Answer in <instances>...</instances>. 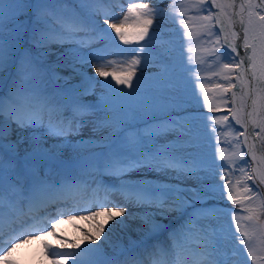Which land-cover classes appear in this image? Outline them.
I'll return each instance as SVG.
<instances>
[{
	"label": "snow or ice",
	"instance_id": "6c2138e0",
	"mask_svg": "<svg viewBox=\"0 0 264 264\" xmlns=\"http://www.w3.org/2000/svg\"><path fill=\"white\" fill-rule=\"evenodd\" d=\"M70 0H0V262L2 264H17L13 253L31 239L32 235L60 237L61 247L67 244L70 237L60 236L59 226L64 222L77 220L76 215L69 213L81 212V220L95 221L96 231L88 232L83 240H72L71 247L79 252H61L56 246L44 241L45 255L51 258V264H101L93 257L85 259L84 254L98 253L101 246L96 244L104 233L109 221L122 216L126 209L109 210L106 205L114 203L109 197L115 194L122 196L127 203L147 205L160 209L164 216L171 211H182L190 206L184 193H194L193 199L199 200L200 194L196 189H185L179 186L159 184L129 183L122 179L125 173L147 168L150 171H175L177 175L190 177L201 169L202 161H189L167 146H157L156 139L160 129L179 131L187 135L188 124L181 120H169L164 125L152 126L149 119L155 107L152 101L155 93L176 90L179 79L176 74L175 47L170 46L160 52L155 59L158 61L154 92L146 99L135 102L105 100L102 115L92 121L96 129L108 132L105 137L109 143V151L100 156L89 157V162L73 167V162L61 160L58 153L45 147L44 139L32 140V151L21 160L17 139H10L13 125L17 129L43 128L46 134L53 137H67L78 133L83 126L84 118L95 115L93 109L99 105L85 103L76 99L71 103H61L55 96L49 94L44 75L40 73L34 57L26 54L20 61L16 77L4 91L3 72L6 65L14 62L16 55L23 48L25 34L31 28V40L39 49H47L52 43H74L78 48L90 47L105 34L118 37L125 45L136 44L135 55L127 62V70L123 72L106 71L103 66L96 67L99 77L111 76L117 84L126 85L132 92L137 91L140 80L133 85L137 66L149 63L152 54V39L140 45L149 36L153 25L152 15L168 13V8H150L147 3H131L127 13L120 23H110L105 19L106 28L101 30L97 16L107 18L114 15L105 7L113 0H71L80 5L81 13L67 8ZM163 2V0H159ZM176 0H169V5ZM189 10L196 13L195 17L185 19L183 11H173L170 15L173 22L180 28L183 40V52H190L189 45L195 40H209L212 47L204 51L220 59L216 55V44L230 50L228 52L232 63L223 64L227 73L236 72V83L229 74L223 76L226 83L215 84L219 94L231 92L236 110L230 112L233 123L240 126L236 132L237 143L232 144L233 151L229 156L217 155V161H225L218 165L225 169L221 174L224 181L222 188L226 190V200L240 205L229 215L234 224L231 233L246 249L247 259L240 249L235 246L229 254L223 247L227 234L222 228L213 227L206 223L209 218L215 219L216 209L202 208L188 215L179 228L169 233L167 242L157 241L143 250V254L133 253L120 260L117 257L105 258L102 264H262L264 262V200L259 199V186L255 181L264 184V0H183ZM33 20L29 21V13ZM71 12V15L65 13ZM21 17L25 19L21 20ZM198 20L193 24L192 20ZM132 21L131 30L129 21ZM239 31H236V27ZM8 28L6 33L5 29ZM193 29H196L194 31ZM214 38V40L212 39ZM239 41V43H237ZM243 50V54H241ZM43 54V53H42ZM99 58V57H97ZM190 61L191 57L187 56ZM113 64V61H109ZM198 71V70H197ZM218 75V74H215ZM62 79V77H56ZM197 87L202 90L205 106L211 111L218 110L210 101L205 84L199 82L201 77H194ZM110 83V82H108ZM239 85L238 91H233ZM124 93V89H113ZM132 92L127 96L131 97ZM242 93V95H241ZM251 99L250 111L248 99ZM175 99V97H173ZM238 102V103H237ZM147 117L148 119H145ZM209 126L217 136L216 152L223 153L219 148L217 125L227 124L228 115L209 117ZM136 121L142 122L140 127ZM242 138V139H241ZM251 138V139H250ZM8 141L5 143V141ZM229 143H231L229 141ZM241 144L245 151L241 152ZM7 153V158H6ZM245 156L250 159L246 160ZM51 161L47 165L39 164L40 160ZM79 159V156L76 158ZM236 161H243L244 167L239 168L242 174L235 184L226 178L229 168L235 169ZM55 162V166L53 163ZM252 165L251 172L246 166ZM117 177L119 183L111 184L104 177ZM248 181H253L252 185ZM255 189V190H254ZM91 193V197L83 201L78 198L83 193ZM104 194L103 199L99 198ZM259 200V203L256 201ZM95 208L96 210H93ZM243 211L247 212L245 219L250 230L241 229L239 219ZM156 213L146 212L142 217L146 226L155 234L160 225L155 222ZM239 233V235H237ZM7 237V243H3ZM257 240L260 241L257 245ZM135 243V242H133ZM11 244V247H8ZM84 245L82 248L81 246ZM123 252V248H121ZM119 256V253L117 254Z\"/></svg>",
	"mask_w": 264,
	"mask_h": 264
},
{
	"label": "rangeland",
	"instance_id": "374dc122",
	"mask_svg": "<svg viewBox=\"0 0 264 264\" xmlns=\"http://www.w3.org/2000/svg\"><path fill=\"white\" fill-rule=\"evenodd\" d=\"M124 3L125 6L118 9L119 11L117 10L118 12L114 15H109L107 18H98L99 16L95 17L101 28L107 27V24L104 22L105 19H108L110 23H120L123 16L127 13L129 0H125ZM131 3H147L150 8H168L169 10L168 13H164L163 15L151 16L153 19V25L149 29V36L145 37V41H140L141 43H145L152 38L153 33H155V36L152 39V47L149 50L153 58L149 60V63L145 64L143 57H140L141 65L137 66L136 76L133 78L134 86H136V80H140L137 91L132 92V89H128L126 85L117 84L111 76L107 78L99 77L96 73V67L100 66H103L104 70L109 72H123L127 70V62L131 60L133 55H131L129 51L121 52L118 49L131 45L123 44L122 41H119L118 37L113 39L114 33L112 36L102 38L100 42L92 44L90 47L78 48L74 43H57L62 52L58 55H51V53L47 52V49L38 50L33 45L31 40L32 25L30 24L29 31L25 34L23 48L19 51V57L23 58L28 49L34 59L38 58L45 61L50 69L56 71L57 69H62L64 73L60 72V76H58L62 77V79H58L61 80V84H64L62 85V88L71 90L72 88L80 89L81 87H91L95 89L97 94L96 97L101 103L99 104V109L94 112V116L90 115L84 118L83 126L80 128L79 132L75 133L74 136L69 135L67 137L70 142L72 141V143L75 144L74 146L69 145L64 148L57 145L56 143H62L65 138L61 136L53 137L47 135L46 130L41 128L15 129V132L11 134L10 138L13 142L17 139L22 141V143L18 145L19 156H25L32 151L33 138L37 140H46L47 144L45 147L53 149L59 154L61 159H73L78 156L94 154L103 147L101 145H103L104 142H109L105 139V137L108 136V132L103 129H96L92 123L96 116L103 114L100 109L104 108L105 100L112 101L118 99L121 102H135L137 100L146 99L150 92H154L156 74L159 72V68L156 67L158 61L155 57L170 46L169 42H172V45L175 47V70L179 79V85L176 90L155 93L156 98L152 103L156 110L153 115L164 122L159 125H164L169 120H181L182 118H187L183 122L188 124V129H186L188 134L181 136L179 131H169L161 128L156 143L157 146H167L170 149H173L178 155L185 157L189 161H202L204 163L201 165L200 171L190 177L177 175V173L172 170L158 172L150 171L147 168L138 170L139 176L140 179L144 181L147 179L153 184L196 189L200 194L199 200L193 199L195 195L194 193H184L190 206L193 204L207 206L211 205L213 202L217 204L218 206L212 208L218 210L215 214L216 218H209L205 222L211 223L213 227L222 228L225 231L227 239L223 241V247L229 254H231L233 248L239 245V241L231 234L235 229L229 213L231 210L239 209L241 206L226 200V190L222 188L224 181L221 179V174L225 172V169L218 166L224 164L225 161L218 160L216 164H213V160L217 155L229 156L232 153V144L237 143L233 137H235L236 132L240 130L239 125L230 127L233 123V117L230 115L232 110L230 111L229 93L221 95L214 87L217 83H226L223 80L225 74H229L233 77L234 72L227 73L226 70L223 69V64L232 63L233 61L229 58L227 53L221 49L220 44L215 45L218 49L216 55L219 56L220 59L217 60L213 56L208 55L204 49L213 46L209 40H195L189 45L190 52L187 54L183 52L181 30L173 22V17L170 15L173 11H183L185 13V19L196 16V13L189 10L188 6L183 3V0H176V3L171 6L169 5V0H163V2H159V0H131ZM78 6L79 8L74 10L81 13V15H84V13L81 12L79 4ZM65 15H71V12L65 13ZM23 19L25 18L21 17V20ZM28 20H33V13H29ZM192 23L198 24L199 21L193 19ZM128 26L131 30V20L129 21ZM193 30L196 31V29ZM5 31L7 33L8 28H6ZM28 37L30 40L29 43H26ZM212 39L214 40V38ZM31 50L33 53H36L33 54ZM187 56L191 57L190 61L187 59ZM15 60L10 65H6L4 69L2 74L4 84H7V82L11 80L10 75L12 68L15 66ZM109 61H113L114 63L109 64ZM34 62L36 61L34 60ZM53 76H56V73ZM197 76L201 77L199 82L205 84L210 101L214 106L218 107L217 111L213 112L205 106L201 94L202 90L197 87V81L194 79V77ZM113 89H124L125 91L124 93H119L113 91ZM128 92H132L131 97L127 96ZM173 97H175V99H173ZM232 105L236 110V105H234L233 102ZM221 115H228L229 121L227 124L216 126V131L219 134L218 138L220 140L218 147L224 150L223 153L218 154L216 152L217 136L213 134L210 128L208 118ZM145 119L148 118L145 117ZM150 122H153V119H149V123ZM135 123L143 124L140 121H136ZM229 141L231 143H229ZM7 142L8 141H5V143ZM76 145H79L81 148L76 147ZM244 151L245 146L241 144V152L243 153ZM245 159L248 160V156H245ZM244 166L243 161H236L235 169L229 168L226 173V178L230 179L233 184H235L237 179L242 178L239 168ZM251 168L252 165L249 164L246 166V171L251 172ZM248 184L252 185L253 181H248ZM255 184L259 186V199L264 200V184H261L259 180L255 181ZM256 203H259V200H257ZM226 204L228 205L224 206ZM229 205L232 206V209L228 208ZM190 206L185 208H189ZM261 211H264V209ZM179 212L181 211H178V213ZM172 213L170 212L169 216L168 213L164 216L157 214L156 216L159 220H157L156 223H159L160 225V222L168 221L172 218ZM246 216L247 212L243 211L239 223L241 229L250 230L246 227L248 224L245 219ZM109 223L108 227L113 229L114 225L117 224L114 220L109 221ZM107 230L109 231L110 229ZM117 230H119L120 233L128 232V230L123 226H118V224ZM237 235H239V233H237ZM259 243L260 241L257 240V245H259ZM239 247L242 250V254L250 260V258L247 257L244 246L239 245ZM262 264H264V262H262Z\"/></svg>",
	"mask_w": 264,
	"mask_h": 264
},
{
	"label": "bare ground",
	"instance_id": "6f19581e",
	"mask_svg": "<svg viewBox=\"0 0 264 264\" xmlns=\"http://www.w3.org/2000/svg\"><path fill=\"white\" fill-rule=\"evenodd\" d=\"M47 52L51 53V55H58L61 54V50L58 46L57 43H52L48 48H47ZM80 92L84 95H92V96H96L97 94L95 93V89L91 88V87H81L80 88ZM15 129H17L15 127V125H13V132H15ZM22 132V130H21ZM62 137V136H61ZM11 139V138H10ZM251 139V138H250ZM12 140V139H11ZM7 141V140H6ZM13 141V140H12ZM59 146H62L64 148L68 147L69 145L71 146V142L69 141V139H64V141L62 143H56ZM143 169V168H141ZM139 169V170H141ZM125 175V174H124ZM141 181V180H140ZM145 182H150L147 179L145 180ZM139 183V182H138ZM80 198V197H78ZM113 201H115L114 203H111V205L106 206L109 210L112 209H119V208H124L126 209V211L124 212V214L122 216L117 217L116 219H114L115 222H117L118 226L120 225L121 227L123 226L126 230H128V232L126 233H120L119 230H117V224L114 225V229L113 228H109L108 224L105 226L107 229H110L113 233L112 234H117L119 233V236H121V243L126 242L125 244H132L133 242H137L138 247L137 248H133L131 251L129 252H122L119 254V256H114L117 257L118 259L122 260L124 259V257L126 255H131L133 253H140L143 254V250L148 247L151 246L152 244L156 243L157 241H162V242H167V237L169 235L170 232H172L174 229H177L180 227V225L186 220L188 219V215L190 213L195 212L198 209H202V208H207L208 206H198L193 204L192 206H190V208H188L186 211H181L178 213V211H171L173 218H176L174 220H168L166 222H164L163 224H161L159 231L156 233V236H154L151 239H145L146 236H148L150 233V226H146L144 223V219L142 218L146 212H152V213H156L159 214L160 213V209H157L155 207H149L147 205L141 206V205H136V204H131V203H127L125 202L124 199H114ZM213 205V204H212ZM93 210H96L95 208H93ZM77 215L81 214V212H75ZM168 212V216H169ZM87 213H82L81 215H86ZM177 214V215H175ZM155 215V222H157V220H159V218ZM103 217H97L95 221L92 220H79V216L77 218V220L73 221L74 224L79 228V230H81L83 233L80 234L83 238V236H85L88 232H92L94 231L93 228H95V224L98 221H102ZM109 223V222H108ZM111 224V223H109ZM159 224V223H157ZM60 226H62V228L65 229H69L70 226L67 222L62 223ZM149 233V234H148ZM72 235V233H71ZM110 236V234H107ZM106 234L103 233V235L101 236V238L98 241H95L96 244L100 245L99 242L104 241L106 239ZM136 236H138L139 238H136ZM50 236L48 237V239H42L41 237L39 238V240H42L41 243L36 244V246L34 247V249L32 248V244L31 241L32 240H28L25 243H21L20 247L17 249V255L18 254H22V260H16L17 264H51V258L49 256L45 255V248H44V241L49 242L50 244H52V242L49 241ZM150 240H152V243ZM38 243V242H37ZM119 243V244H121ZM53 245V244H52ZM8 247H11V244L8 245ZM60 250V249H59ZM114 250V251H113ZM61 252H65V251H69V250H60ZM101 251V249H100ZM100 251L98 253H85L84 256L86 257H93L95 260H99L101 261V264L103 262V260L105 258H112L113 256H110L111 254H114L117 250L113 249L110 250V255L109 256H105V257H97L100 254ZM138 251V252H137ZM14 256V253L12 255V257ZM12 257H10V259H13ZM0 264H2V262H0Z\"/></svg>",
	"mask_w": 264,
	"mask_h": 264
}]
</instances>
